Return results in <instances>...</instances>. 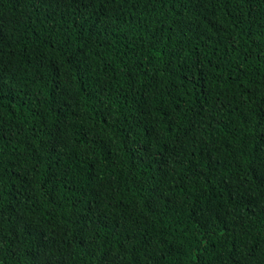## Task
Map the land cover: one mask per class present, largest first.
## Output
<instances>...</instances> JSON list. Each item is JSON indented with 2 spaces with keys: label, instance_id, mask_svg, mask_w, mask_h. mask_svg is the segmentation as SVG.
<instances>
[{
  "label": "trees",
  "instance_id": "obj_1",
  "mask_svg": "<svg viewBox=\"0 0 264 264\" xmlns=\"http://www.w3.org/2000/svg\"><path fill=\"white\" fill-rule=\"evenodd\" d=\"M0 264H264V0H0Z\"/></svg>",
  "mask_w": 264,
  "mask_h": 264
}]
</instances>
